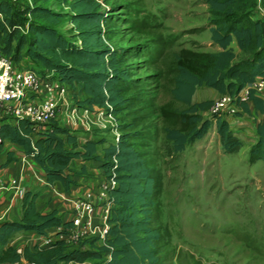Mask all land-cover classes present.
Segmentation results:
<instances>
[{
	"label": "trees",
	"instance_id": "1",
	"mask_svg": "<svg viewBox=\"0 0 264 264\" xmlns=\"http://www.w3.org/2000/svg\"><path fill=\"white\" fill-rule=\"evenodd\" d=\"M65 2L68 10L59 11L38 0L20 7L11 0H0V47L16 63L28 56L39 63L40 72L50 73L70 87L78 84L84 93L79 105L116 112L127 100L124 91L133 85L135 78L128 66L121 65L130 49L116 48L107 40L106 24L115 15L102 8L101 0ZM206 2L211 14L210 38L221 49L181 47L167 68L171 97L184 104L181 108L171 102L159 106L164 136L173 152L202 137L212 123L210 117L200 112L212 100H192L197 86L203 84L220 93L235 94L257 76H264V14L259 15L257 0ZM64 16L72 23L71 36L55 26ZM233 38L248 55L234 59L236 53L230 45ZM150 46V59L156 63L163 57L164 48L157 46V42ZM154 75L161 77L162 72ZM249 100L264 111L262 98L250 92ZM249 100L238 101V106L247 113ZM216 130L225 152L237 151L242 146V139L226 118L216 116ZM255 133L248 149L251 163L264 160V117L256 122ZM136 134L121 132L115 142L103 147L100 155L97 144L102 138H88L79 145L77 134L56 122L41 129L22 118L15 123H0V146L5 139L21 145L25 154L41 166L49 183L58 180L65 189L69 187L73 178L67 170L73 158L99 160L105 177L117 180L110 190L105 238L98 242L95 237H86L76 245L62 237L34 249L26 244L20 249L8 244L17 230L46 234L49 227H62L57 231L60 234L71 225V220H63L55 208L47 212L37 209L35 200L39 191H25L21 218L0 221V264L21 256L39 264L83 262L89 258L96 259L94 264H190L187 253L171 241L170 231L153 223L159 216L162 172L144 150L135 146L131 138ZM13 158V153L7 151L2 164Z\"/></svg>",
	"mask_w": 264,
	"mask_h": 264
},
{
	"label": "rangeland",
	"instance_id": "2",
	"mask_svg": "<svg viewBox=\"0 0 264 264\" xmlns=\"http://www.w3.org/2000/svg\"><path fill=\"white\" fill-rule=\"evenodd\" d=\"M11 1L20 7L34 0ZM38 2L54 10H68L65 0ZM101 3L102 8L115 15L106 24L108 43L130 49L121 65L128 66L135 81L124 91L127 100L118 111L92 108L91 126L75 128L80 130L78 134L102 138L97 144L102 154L103 147L115 142L121 132L138 133L131 140L162 172L159 216L153 223L170 231L171 241L187 253L190 264H264V160L249 162L250 140H242L237 151L225 152L210 106L200 110L212 121L207 132L181 151H171L162 129L159 106L166 102L177 108L184 106L172 99L169 90L167 68L176 52L181 47L219 49L210 38L208 3L206 0H101ZM260 5H264V0ZM257 10L259 15L264 14L258 5ZM55 26L67 36L73 32L67 16ZM155 42L164 48V53L153 63L148 49ZM231 44L236 51L235 60L248 55L235 41ZM16 66L40 69L39 63L28 56ZM158 71L162 72L161 77L154 75ZM69 94L75 104L84 96L78 84L70 88ZM219 95L216 89L202 84L197 86L192 100H213ZM239 113L247 120L242 130L250 132L255 122L253 113L236 112L232 115L236 122ZM95 261L89 258L82 264Z\"/></svg>",
	"mask_w": 264,
	"mask_h": 264
},
{
	"label": "built area",
	"instance_id": "3",
	"mask_svg": "<svg viewBox=\"0 0 264 264\" xmlns=\"http://www.w3.org/2000/svg\"><path fill=\"white\" fill-rule=\"evenodd\" d=\"M260 4L261 0H257V5L264 13V5ZM70 88L68 83L50 73L16 66L14 60L0 47V123L22 118L41 129L48 128L51 122L59 124L63 115L71 125L89 128L93 121L91 108L72 102L68 95ZM250 92L264 100V76H257L235 94L220 93L212 100L210 110L215 116L234 115L239 109L238 101L249 100ZM12 182L16 183V179L12 178ZM116 185L114 177H104L96 188L88 187L76 196L72 200L71 225L65 232L57 233V237L65 238L71 244L86 237L103 240L109 228L110 190ZM56 193L61 198L66 197L63 192ZM3 264L39 263L21 256L18 260Z\"/></svg>",
	"mask_w": 264,
	"mask_h": 264
},
{
	"label": "crops",
	"instance_id": "4",
	"mask_svg": "<svg viewBox=\"0 0 264 264\" xmlns=\"http://www.w3.org/2000/svg\"><path fill=\"white\" fill-rule=\"evenodd\" d=\"M233 41L236 42L235 38L231 40V43ZM231 43L230 45L233 47ZM220 49L221 47L219 46L218 50ZM234 52H236L235 49ZM23 59L24 57L21 61ZM68 95L70 96V94ZM248 105L250 107V112L245 113H253V116L255 117V122L250 132L242 130V127L245 126L244 124L247 120L243 118L241 113L237 114L236 117L239 118V122H236L235 117L232 115H224L221 117L226 118L230 127L235 130L237 135L242 140L245 138L250 140V145L256 138L255 124L264 117V111L255 108L251 100L248 101ZM238 111L242 112L243 110L239 107ZM10 122L15 123L16 120H11ZM59 125L67 128H73V130H70L77 134L79 145H81L88 138H94L93 136L82 137L79 135L78 132L80 131V127L71 125L67 117L63 115L60 117ZM75 128L79 129L76 130ZM7 151H11L14 158L3 165L2 163L6 159ZM98 153L101 155L99 151ZM67 171L73 178V182L67 189H65L58 180L53 183H49L46 180L45 173L41 166L33 158L25 154L22 146L5 139L0 146V221L19 220L21 218L22 196L27 190L39 191L35 200L36 207L39 211L47 212L55 208L57 210V214H59L63 220H70L72 217V200L76 196L80 195L84 189L88 187L96 188L104 179L105 175L103 168L100 166V161L95 159L73 158L70 163V168ZM12 178L16 179V183L12 182ZM56 191L65 193L66 197L61 198ZM57 230L58 227H49L47 228L46 234H39L33 230H17L9 237L8 243L14 245L17 249H20L25 244L31 249H34L39 245L45 246L48 239L57 238ZM24 236H27L25 240L22 239ZM85 261H62L59 264H82Z\"/></svg>",
	"mask_w": 264,
	"mask_h": 264
},
{
	"label": "water",
	"instance_id": "5",
	"mask_svg": "<svg viewBox=\"0 0 264 264\" xmlns=\"http://www.w3.org/2000/svg\"><path fill=\"white\" fill-rule=\"evenodd\" d=\"M9 244V243H8Z\"/></svg>",
	"mask_w": 264,
	"mask_h": 264
}]
</instances>
